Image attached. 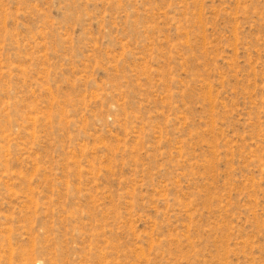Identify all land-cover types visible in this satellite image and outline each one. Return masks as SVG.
<instances>
[{"label": "rangeland", "instance_id": "obj_1", "mask_svg": "<svg viewBox=\"0 0 264 264\" xmlns=\"http://www.w3.org/2000/svg\"><path fill=\"white\" fill-rule=\"evenodd\" d=\"M0 264H264V0H0Z\"/></svg>", "mask_w": 264, "mask_h": 264}]
</instances>
